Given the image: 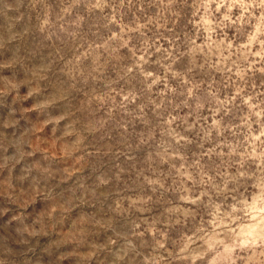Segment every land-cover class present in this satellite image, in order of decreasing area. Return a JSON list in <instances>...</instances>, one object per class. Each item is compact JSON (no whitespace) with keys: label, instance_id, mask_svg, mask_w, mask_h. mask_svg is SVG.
Returning <instances> with one entry per match:
<instances>
[{"label":"clouds","instance_id":"9594fccd","mask_svg":"<svg viewBox=\"0 0 264 264\" xmlns=\"http://www.w3.org/2000/svg\"><path fill=\"white\" fill-rule=\"evenodd\" d=\"M0 264H264V0H0Z\"/></svg>","mask_w":264,"mask_h":264}]
</instances>
